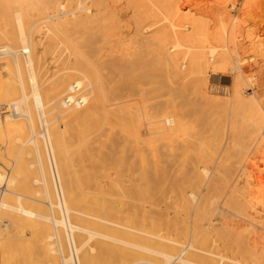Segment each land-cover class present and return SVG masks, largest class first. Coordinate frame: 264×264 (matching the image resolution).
Returning <instances> with one entry per match:
<instances>
[{
	"label": "rangeland",
	"instance_id": "1",
	"mask_svg": "<svg viewBox=\"0 0 264 264\" xmlns=\"http://www.w3.org/2000/svg\"><path fill=\"white\" fill-rule=\"evenodd\" d=\"M8 1L9 0H0V19H2L3 15H6V13H11L10 15L14 14L13 16L19 13L24 14L21 15L25 25V33H30V36L28 34L27 36L28 38L30 37V40L28 41L32 43L29 44L30 46H37V49L39 50H37V52H41L40 54L37 53V57L38 55H41L39 58L42 60L40 62L43 65L44 23H40L36 26L34 23L31 24V19L35 18L36 21H43L50 16L51 18H48V20L52 21L47 22L46 24L50 25L52 23L51 25H53L54 22V24L57 25L60 19L63 20L65 17L63 18V16L59 13V16H57V13L56 16L54 15L55 13L52 14V12H54L56 9L54 11L53 9H48L47 3L53 2L55 0H50L49 2L48 0ZM136 1L137 0H123V4L119 5V3H122L120 0V2H117L116 4L121 7L124 6L126 9L130 4H136ZM145 1L147 2L146 4H148V2H150V4H148L149 6H141V10H139V13L142 12V14H140L141 16L149 17L153 13H158L160 14V16L157 14L159 19L163 18V14L161 13L165 11L164 7L167 5L165 0H160V2H158L159 0ZM142 7L146 8L148 11L142 10ZM77 8H79V10L76 13H78V15H83L84 12L81 11L82 8L94 9V6H92L91 0H75L71 5L67 4V11H76ZM201 9L203 10L201 11ZM189 10H193V13H190L193 15H189L190 17H178V19H174L175 23L181 25L182 32L184 31V34H188L190 32L196 36V38L194 37L195 39H192L194 41H190L192 43H189L188 47L201 48L202 52L209 56L211 54V49H219L215 54L216 56L211 58V61L209 60L208 56H205L206 58L208 57L206 60L208 63L210 62V64H208V67L205 65L203 70L200 69L202 70L201 72H203V74L201 73L202 76L200 75L201 77L195 76V73L199 72L200 70L196 71V69L193 68V65L190 64L192 63V53L186 54L185 50H174L172 52L169 50L166 51L164 58L166 57L167 60L171 58L173 60L170 62L168 61L169 63L173 62L171 63V67H173V74H169L171 73L170 71L167 73V70H170V68L168 69L167 64H165V62H161L154 56V48L152 46L154 36L152 32H144V25L151 23V20H144L147 22H143V24L141 23L139 27L140 31L138 32L137 30V33H134L136 30V26H134L136 25V20L133 15L130 14L125 15L123 13L120 14L119 12L116 16L110 15L115 18L118 16V19H114L117 22L113 20L114 22L112 21V24L110 23V20L106 21L107 19L111 18L110 16L109 18L106 16V19L104 18L105 20L102 19V17V20L99 18L98 23L97 21L95 22L96 25L98 24V27L94 25V27L96 26V30H94L96 33L100 30L98 32V36L100 37L96 39L97 41H93L96 43H94V45L90 43L91 45L89 47L88 42L85 46L78 48V50H74L75 52L73 60L75 63L78 62L74 67L77 68L79 66L77 69L79 71L81 70V72H87L86 69H91L92 76L95 77H93L92 84L94 86V90L91 88V83H88V91L85 90L86 95L90 98H93V91L96 93L99 92L101 97L103 95L102 101L104 100L103 107L105 108H102L103 111L101 110L98 114L99 116H96V119L98 120L94 118L91 122H87L88 124L86 123L76 128L77 130L75 129V131H77L79 135L77 132L75 133L78 135V137L75 135L73 138H71L72 140L69 138V140L67 139V142L65 141L63 144V146L65 145L63 150L66 155H68L69 161L72 162V159L74 160V163L72 162L73 170L69 171H74L75 174L71 173L73 174V178L70 174L71 180L73 179V181H70L72 183V187H68V190L71 189L72 191L73 189V192H81L82 194H96L97 197H95L98 201L95 206V211H93L95 215L92 213L94 216L103 220H111L114 224H120L124 227L130 226L134 230L137 229V231L141 230L143 231L144 235L148 233L151 235H159L156 232H158L161 228L163 231L166 229V225L163 224V226H160L162 224L159 220H157L158 216L155 213L158 212V208L150 207V205L152 206V200L149 201L150 199L148 198L151 197L154 192H179L180 189H188V187H191L190 189H192L194 192H205L204 190H206L208 187L206 185L210 182V180L207 181L209 178H205L202 187H199L196 184L193 185V183H189L192 179L191 176L193 177L195 173V169L193 168H196V166H205V168L210 171L211 177L213 174L215 175L216 172H219L218 170H220V177L218 174L217 176L215 175L216 178H220L216 179L218 180L216 181V185L217 182L219 184L221 183L219 185L221 187H218L219 189H222V187L226 188L227 185H230L231 181L235 180L233 187H227L225 190H217L216 188L213 192H233L234 190V192H252V194H264V0H184L182 4V12ZM145 12H147L149 15ZM120 15L122 16L119 18ZM52 16H55L53 17L54 20ZM219 16H222V20H219ZM1 23L2 21L0 22V32L3 34V36L0 33V45L5 39L4 37H8L12 32L11 29H4L5 26L3 23ZM115 23H117V25ZM32 25L34 27H31ZM51 25L49 27L55 32L57 39L55 38L54 41L50 42L52 44L50 51L52 52L49 51L47 57H62L64 60H66V58L69 59L68 55H70V47L68 45H61L58 43V41L57 43L55 42L58 40V38H62L63 32L59 31L55 25L52 27ZM141 26H143L142 29ZM40 28L42 30H38ZM17 31L19 30L16 29V32ZM154 31L156 33V30ZM170 39L173 40V38ZM171 40L168 44L172 45ZM39 41H41V45ZM5 42L9 44L7 40L4 41V43ZM4 43L2 45H7ZM47 43L49 44V41ZM48 44H46V46ZM109 47L111 51H108ZM168 47H170V45ZM21 54L23 53H19V56ZM23 55L25 57V54ZM23 55H21L20 58L24 59ZM219 55H221L222 59L230 63V68L233 70V73H231L232 70L226 73L222 70L217 71L218 73L225 74L221 76L218 83L222 86H227V89H229L228 91H232L234 89L235 74H238L241 77V80L237 83L240 92L243 95L242 99H238L239 103H236V101L234 102L233 100V102H231L230 100L227 105H213L209 104L208 101H206V98L203 96V93L206 92L207 82L210 80L209 75L214 73L211 66L214 67L216 64V61L214 64V60L218 61ZM5 58L8 57L5 56L1 59V61L4 63H7V60L10 58L14 59V57H9L8 59ZM249 58H253L254 61L250 62ZM11 59L10 61H14ZM26 66L23 64L22 71L23 74L27 76L24 78L25 80L28 78L26 83L29 85L28 81L30 74ZM51 67L52 66L49 67L50 71L48 68L46 70L48 74L50 73V75H47L48 81L52 80L55 76L53 72L55 70L53 67ZM80 67H82V69ZM84 67H86V69L83 70ZM126 70L128 71L127 73H125ZM204 70H207V72H204ZM115 71H119L124 78L119 72H116V74ZM175 71L182 72L184 76L175 75ZM0 72H3L2 74L0 73V89L4 90L5 85L10 82V80H7L9 71L6 67L3 68L0 66ZM13 72H15L13 73L14 75L12 74V77L14 78L17 71L13 70ZM41 73L43 75H40V79L42 78L44 80V68L42 69ZM77 74L80 80L85 78L82 73ZM115 74L116 76L119 74V76L115 77ZM116 78L119 79L117 80ZM197 78L199 80H197ZM107 86L111 88H108ZM102 87L105 89L103 90ZM43 88L44 85L42 86V89ZM112 92L115 95H113ZM232 103H235L236 105L234 104L233 106ZM125 105L129 107V110L125 111L126 109H124V111L127 113L124 115L122 113L123 117L121 118L122 115L121 113V116L119 113L117 114V110L122 107L124 108ZM64 111L66 112L67 110H60L62 113L55 112L56 115L58 114L57 125L62 131L68 132L70 131V126L67 127L69 124L66 121L68 112L66 114ZM68 111L70 113L76 110L73 109ZM122 111L123 109L120 112ZM128 111H131L130 113L132 114L128 115ZM1 112H4V110H0V122L3 124L4 122L1 118ZM168 113L170 114L169 116L166 115ZM156 115L163 119L160 121L158 119L156 121L154 119ZM133 117L134 119L136 118L137 121L141 122L140 124H138L139 122L136 124L134 122L135 120L132 121V124L130 125L131 131H129V127H127V125L128 123L130 124V119H133ZM165 117L167 120H164ZM154 121H156L155 123H159V126H157L161 127L159 130H154L155 128L153 129V127L156 126L154 125L155 123L152 124ZM164 121H167V125L164 124ZM39 123L40 122L38 121V124ZM168 123L171 125L170 127H167ZM61 124H63V126ZM37 128L38 133L43 131L41 123ZM132 128H137V132L133 131L136 134L132 133ZM138 130H141V132ZM162 131H165L162 134H165L169 131L172 134L171 139L168 136L163 137L161 134ZM137 133L142 134L141 140L138 139L139 136L137 135L139 134ZM97 136L99 137L97 138ZM135 136L137 138H135ZM39 139L41 140L40 143H43L42 139ZM135 139L140 141H136ZM147 139L149 142H147ZM98 141L101 142L99 143ZM93 143L95 144L93 145ZM67 148H73V150H70V152ZM42 149L44 150V147ZM74 150L75 152H72ZM70 154H74V157H72L71 160ZM43 156L44 151H42V157ZM89 156L91 157V160ZM31 157L30 161L28 160L27 171L30 172V174L29 172L28 174L32 182H30L31 180H29V182L30 185H32L30 186L28 183L29 186H27V189L23 188L20 189L22 192L20 190H17V192L22 196L24 194V203H28L36 207L39 205L38 210L40 209V211H42V209H44V201L48 202V200L46 197H44L43 184H33V180H41L42 174L40 166H35L36 164L39 165V160L36 158L38 161L37 162L35 161V157L34 159ZM71 162L69 163L71 164ZM8 166H11V162ZM29 168L32 169L30 170ZM216 168L218 170H216ZM211 177L210 179H212ZM237 183L238 185H236ZM210 188L211 189L208 192H212L214 189V187ZM228 188L229 190L227 191ZM111 192H114V195ZM28 196L32 197L33 200ZM52 196L53 198L56 196L55 198L57 199L56 192H52ZM17 199L18 197L16 195H7L5 200H8L10 205L16 206ZM25 199L30 200L28 201ZM116 201L117 203L121 202V204H117ZM222 201L223 200H221V202ZM121 205H123V208ZM111 208L116 212L112 213ZM55 209L54 211L57 212H55L57 217H62L65 215L64 207L61 206L60 208ZM62 211H64V213H62ZM82 212L85 211L83 210ZM1 217L0 238L3 237V241H6L7 243L13 241V245L15 243L18 244L17 242L23 243L22 248L24 250L22 249L23 251L19 250V252L4 254V257L6 255L5 258L7 260L2 255H0V264H7L9 262L11 264H30L43 255L41 253L42 247L39 243L36 241L34 242L33 239H29L30 235L27 233L24 236L22 231H20L21 233L19 232L18 234L15 232H9L6 229V227L9 225L8 219L3 215H0V218ZM77 217L79 219H83L80 218L81 216ZM154 220H157L158 222H155ZM96 223L102 226L106 225V223L101 221ZM153 223H160V225L157 224L155 226ZM76 224H78L77 221ZM152 226H154L152 228L154 231L151 230ZM158 226L161 228L159 229ZM155 227L159 230L156 231ZM68 228L69 227H66L65 229L61 228L60 230L65 231L68 234L70 231ZM101 228L102 231H100ZM101 228L99 229V232L102 234H107L105 232H110L108 228ZM117 228L122 231L121 227ZM123 231H129L128 233L130 234L132 232V234L136 237L135 239L131 238L130 242L133 241L139 245L146 246L151 241H153V239L151 240V238L148 236L149 240L147 239L145 242V237L141 231H139V234L131 230L126 231L123 229ZM140 232L142 234H140ZM40 234L44 236L43 229L40 231ZM115 237H117V235H115ZM121 239L127 241V239H130V237L127 238V236H122ZM68 241V239H64L63 248L67 256L71 257L72 244H70L71 242ZM91 243V245L95 247V251L92 256L97 257L99 254V246L97 243H94V241ZM51 255L50 256L52 258L50 257L51 259H47L48 262L55 259L54 264L63 263L62 257L59 253L57 255ZM43 257L44 255L41 258Z\"/></svg>",
	"mask_w": 264,
	"mask_h": 264
},
{
	"label": "bare ground",
	"instance_id": "2",
	"mask_svg": "<svg viewBox=\"0 0 264 264\" xmlns=\"http://www.w3.org/2000/svg\"><path fill=\"white\" fill-rule=\"evenodd\" d=\"M49 1L50 0H48V2ZM74 1L75 0H55L53 2L47 3L48 9L50 10L53 9V11L56 9L55 10L56 12L54 11L52 12V14L55 13L54 15L56 16V13H57V16H59L58 15L59 13L63 16V18L65 17V19L63 20L62 19H60V21L58 20L59 22L57 23V25L54 24L53 22V25H55V27H57L59 31L63 32L62 38L61 39L58 38V40H56L55 42L57 43L58 41L59 44L68 45L70 47L69 49L70 55H68L69 59L66 58V60L62 59V57L60 58L47 57L48 52L51 50V46H52L50 42L54 41L55 38L57 39L55 32L51 30V28L49 27L52 23L50 25L46 24L47 22L52 21V20L50 21L48 20V18H51L50 16L44 19L43 21H40V20L36 21L35 18L31 19V24L34 23L36 26L39 25L40 23H44V28H43L44 29V64L43 65L40 62L42 60L39 58L41 55L40 56L38 55L37 57V53H39L37 52L38 50L37 46H33V45L30 46V44L32 43L28 41L30 40L29 39L30 37L28 38L27 36V34L29 35L30 33H28L27 31H26L27 34L25 33V25H24V21L22 18V15L24 14L19 13L13 16L14 14L10 15L11 13L10 14L6 13V15L4 14L2 19H0V22L2 21L3 25L5 26L4 29L8 28L9 30L10 29L12 30L11 34L8 37H4L5 39L7 38L6 40L11 45L7 44V42H5L7 45H2L4 41H6L5 39L4 40L2 39L3 40L1 44L2 46L0 45V66H2L3 68L6 67L8 69L9 73H8L7 80H10V82L7 83V85H5L4 90L0 89V110H4V112H1V118L3 119L4 123L2 124L0 122V215H3L4 217L8 219L9 225L6 227V229L9 232H15L18 234L20 231H22L24 233V236L27 233L30 235L29 236L30 238L28 237L29 239H33L34 242L36 241L37 243L41 245L42 247L41 253L44 255V257L41 258L43 256L42 255L40 258H37V260H35L34 262H31V263L28 262V263L30 264H54L55 259L53 261L50 260V262H48L47 259L52 258L51 254L57 255L59 253L63 261V263L61 264H71V263L72 264H142V263H146V264H264V194H252V192H234V190L233 192H223V191L213 192L215 191L216 188L217 190H223V189L225 190L227 187H233V184L235 181L233 180L231 181L232 183L230 182L231 186L227 185L226 188L222 187V189H219L218 187H221L219 186L221 183L219 184L217 182V185H218L217 186L216 181L218 180L216 179L220 177L219 174L221 173H219L220 170H218L217 168L216 170H218L219 172H216L215 175L217 176L218 174L219 176L218 178H216L214 174L211 177L210 171L206 169L205 166L204 167L196 166V168H193L195 169V173L193 177L191 176L192 179H191V182L189 183L191 184L193 183V185L196 184L199 187H202L205 178H209L207 179V181L210 180V182L206 185L208 187L206 188V190H204L205 192H202V191L194 192L192 189H190L191 187H188V189L183 188V189H180V191L178 190L179 192H160V191L154 192L153 195L148 198L150 199L149 201L152 200V206L150 205V207L158 208V212L155 214L158 216L157 220H159L162 225H160V223H157V224H159L160 226H163V224L166 225V229H164L165 231H163V229L160 226L158 227L159 229L161 228L162 230L161 229L159 230L155 227L156 231L159 230L158 232H156L159 235H151L148 233V234H145L146 235L145 236L143 231L141 230L137 231V229L134 230L130 226H129L130 228L128 226L124 227L123 225L121 226L120 224H114L111 220L109 221V220H103V219L97 218L96 216H94L95 214L93 213V211H95V206L98 201L96 200V197H97L96 194L95 195L94 193L82 194L81 192H75V191L73 192V189L72 191L71 189L68 190V187H72L71 185L72 183L70 181H73V179L71 180V177L73 176V174L71 173H74V171L71 172L69 170H73L72 165L74 163L73 162L74 160L72 159V157H74V154L73 155L70 154L71 156L69 155L71 157L70 160L72 159V162H73L72 163L71 161H69L68 155H66V153L63 150V148H65L64 147L65 145L63 146V144L65 141L67 142V139L69 140V138L71 139L75 135L78 134V132L75 131L76 128L80 127L81 125L86 124L87 122L88 123L91 122L94 118L96 119V116L100 113L102 108L103 109L105 108L103 107L104 100L102 101L103 95L101 97L99 92L96 93L95 91H93V94H94L93 98H90L86 95L85 90H87L88 88L87 86L88 83H91V88L92 90H94L93 89L94 86L92 85L93 77H94L92 76V73H91L92 70L86 69V67H84L83 70L86 69L87 72H81V70L79 71L77 69L79 67L78 65H77L78 67L76 66L77 68L74 67L75 64H77L78 62L75 63L73 60L74 52H75L74 50H78V48L85 46L88 42H89V47H90L91 44L94 45V43H96L93 41L96 40L98 37H100L98 36L99 35L98 32L100 30L97 33L96 31H94L96 30V26L98 27V24L96 25L95 22L97 21L98 23L99 18L101 19L102 17V19L104 18L106 19V16H108V18L110 15L116 16L117 13L119 12L120 14L123 13L125 15H128V14L133 15V17L136 20V23H135L136 25H134L136 26V30L134 31V33L137 30L138 32L140 31L139 27L141 23L143 24V22H147L151 20L152 24L151 23H149L148 25L146 24L144 25L145 27L141 26V29L143 27L145 29L144 32H149V33L152 32L154 36L153 45H152L154 48V52H153L154 56L161 62H165V64H167L168 69L170 68V70H167L168 71L167 73H169V71L171 72L169 74H173V70H172L173 67H171V63L173 62L169 63L172 60L171 58H169V60H167L166 57L164 58L166 51L168 50L171 52L174 50H179V51L185 50L186 54L192 53V63L190 64L193 65V68L196 69V71L200 69L203 70V67L205 65L206 67H208V64H210V62L208 63L206 59L209 57V60L211 61V58L216 56L215 54L219 50V49H211L210 51L211 54L209 56V55L204 54L201 48H189L188 47L189 43H192L190 41L192 39H195L196 36H194L190 32L188 34H184L183 33L184 31L182 32L181 25L175 23L174 21V19L176 18L178 19V17L187 18V17H190L189 15H193V14H190V13H193L192 12L193 10L182 12V4L184 0H165L167 2V5L164 7L165 11L161 13L163 14V18H160V19L158 17V15L160 16V14L158 13H157L158 15L156 13H153L149 17H143L140 15L142 14V12L139 13V10H141L140 9L141 6L150 4V2L146 4L147 2L145 0H137L136 4H132V5L129 2L130 5L126 9L124 6L123 7L119 6L123 4V0H121L122 3H119V5H117L116 3L120 2V0L119 1L118 0H91L92 6H94V9L82 8L81 11L84 12L83 15H78V13H76L79 10V8H77L76 11H67V4L71 5ZM8 2H10V0ZM158 2H160V0ZM45 7H46V4H45ZM142 10L145 11L147 9L142 7ZM202 10L203 9H201V11ZM122 15H120L119 18ZM55 16H52V18ZM110 17L111 18L107 19L106 21L110 20L111 24L114 19L115 20L118 19V16L116 18L112 16ZM144 20H147V21H144ZM219 20H222V16H219ZM115 24L117 25V23ZM53 25H51V27ZM94 25L96 26L94 27ZM31 27H34V26L32 25ZM16 29L19 30L17 31L18 33L16 32ZM38 30H42V29L40 28ZM154 30H156V33ZM1 35L3 36L2 33ZM170 38H173V40H171ZM169 39L172 41V45L168 44L170 42ZM47 40L49 41V44L51 45L47 43L48 42ZM39 42L41 45V41ZM46 44L48 45L46 46ZM169 45L170 47H168ZM32 46L33 48L31 49ZM110 47L108 51L110 50ZM19 53L25 54V57L23 54H21L23 55L24 59L20 58L21 55L19 56ZM5 56L8 58L14 57V59L12 58L14 61H10L11 59L10 58L9 60H7L8 61L7 63L2 62L1 59L4 58ZM205 56H208V57L206 58ZM8 58H5V59H8ZM215 61H216V64H215ZM249 61L253 62L254 59L249 58ZM23 64H25V66L27 65L26 67L28 68V71L30 74V76L28 75L29 85L26 83L28 78L27 80H25L27 76H25L22 71ZM214 64H215L214 67L211 66L212 64L210 65L214 73L209 75L210 80L207 82L206 92L203 93L204 98H206V101H208L209 104H213V105H218V104L227 105L230 100L231 102L236 101V103H239L238 99H242V96H243L237 84L238 81L241 80L240 75L234 73L235 74L234 76L235 83L233 87L234 89L232 91L231 90L228 91L229 89H227L228 88L227 86H222L221 84L218 83L221 76L225 74L218 73L217 71L222 70L225 73L231 71L232 69L230 68V63L222 59L221 55H219L218 61L214 60ZM48 66L49 67L52 66L55 70L53 71L55 76L50 81H48V78H47V75H50V73L48 74V72L46 71L47 68L49 70ZM43 68H44V80L42 78L41 80L40 75L42 74L41 72ZM80 68L82 69V67ZM13 70L17 71L14 78L12 77V74L15 73L13 72ZM202 70L195 73V76L201 77L203 74V72H201ZM116 72L117 71H115V73ZM127 72L128 71L126 70L125 73ZM204 72H207V70L206 71L204 70ZM77 73H82L85 78L80 80L78 78ZM231 73H233V70ZM116 74H115V77L119 76V74L117 76ZM175 75L184 76V74L180 71H175ZM121 76L123 77L122 74ZM197 80L199 79L197 78ZM43 81H44V84H43ZM43 85H44V88L42 89ZM108 88H111V87H108ZM104 89L105 88H103V90ZM113 92L112 94L115 95ZM59 109L67 110L66 112L64 111L66 114L68 112V115L66 116V121L69 124L67 125V127L70 126L69 128L70 131L68 132L62 131L57 125L58 124V121H57L58 114L56 115L55 112H60ZM73 109L76 111L69 113L68 110L71 111ZM122 109L123 111L120 112ZM124 109H126L125 111H127L129 110V107L125 105L124 108L122 107L118 110L116 109L117 114L119 113L120 115L121 113L122 115L123 113L124 115L125 113H127L124 111ZM130 112L131 111H128V115L132 114ZM123 115L121 116V118L123 117ZM166 115L169 116L170 114L168 113ZM165 118L164 120H167V118L166 119ZM131 119H130L131 121L130 124L128 123L127 125V127H129L128 128L129 131H131L130 125L132 124V121L135 120L134 122L136 124L139 122L136 120V118L134 119V117L132 120ZM154 119L156 121L159 119L160 121L163 118L156 115ZM38 121L41 123L43 127V131L39 133L37 132L38 130L37 127L40 124V123L38 124ZM156 121H154L152 124H154ZM140 122L138 124H140ZM166 122L167 121H164L165 125H167ZM61 125L63 126V124ZM154 125H156L154 127L152 126L153 129L155 128L154 130L156 129L159 130L161 128V127H157L159 126V123H155ZM170 126L171 125H169L168 123L167 127H170ZM134 129L132 130V133L137 132V128H134ZM138 131L141 132V130H138ZM169 131L165 134H162L165 132V131H162L161 134L163 135V137L168 136L171 139L172 134L170 132L172 131L170 132ZM75 132H77V134ZM137 134H139L137 135L139 136L138 139L141 140L142 134L140 133H137ZM78 135L76 137H78ZM88 137H91V136H88ZM98 137L99 136H97V138ZM39 138L42 139L43 143H40L41 140ZM135 138L137 137L135 136ZM140 140H136V141H140ZM98 142L100 143L101 141H98ZM147 142H149V140ZM94 144L95 143H93V145ZM42 146L44 147V150L42 149L43 148ZM70 148L69 149L67 148V149L69 151L73 150V148L72 149ZM75 150L72 152H75ZM42 151H44V156H43L44 163H43ZM30 157L33 159L35 157V161H37V159L39 160V165L35 163L36 164L35 166H40V170L42 174L41 180L35 179L33 180V184H36V185L43 184L42 186H44V197H46V199L48 200V202L44 201V207H43L44 209L41 208L42 211H40V209L38 210L39 205H37L36 207L28 203L27 204L24 203L23 202L24 194L22 196L20 195V193L17 192V190L19 191L20 189H23V188L27 189V186H29L30 182H32L29 176L30 172L27 171L28 170L27 164H28V160L30 161ZM90 160H91V157H90ZM8 162L9 163L11 162V166H8L9 165ZM69 162H71V164ZM214 164H217V163H214ZM70 174H71V177H70ZM99 174H100V171H99ZM210 177L212 179H210ZM29 180L31 181L29 182ZM236 185H238V183ZM210 187L212 188L214 187L212 192H208L211 189ZM228 190L229 188L227 189V191ZM52 192L57 193V199L55 198L56 196L53 198ZM111 193L114 195V192H111ZM7 195H10V196L16 195L18 197L16 206L10 205L9 199H8L9 202L8 200L7 201L5 200ZM30 198L33 200L32 197ZM25 200L29 201L30 199H25ZM56 200L58 201L59 204L57 203ZM221 200L223 201L221 202ZM220 203H223V204H220ZM120 204L121 202L119 203V205ZM61 206L64 207L65 215L62 217H59V216L57 217L55 214L56 211H54V209L60 208ZM121 206L123 208V205ZM55 210H58V209H55ZM83 210L85 212H82ZM152 210H155V209H152ZM64 211H62V213H64ZM111 212L113 213L116 211L112 209ZM77 216H81L80 218H83V219H79ZM1 219L2 217L0 218V221ZM157 220H154V221L158 222ZM76 221L78 224H76ZM99 221L106 223V225L102 226L96 223ZM157 224H154V225L156 226ZM66 227H69L68 229H70V231L68 230L69 231L68 234L65 231L60 230L61 228L65 229ZM101 227L108 228L110 232L109 233L105 232L107 234H102L101 232H99V229ZM117 227H121L122 231H120ZM153 227L154 226L151 227V230H153L152 229ZM42 229L44 230V236L40 234V231ZM123 229L126 231L131 230L138 234H139V231H141L145 237L144 238L145 242L147 239L149 240L148 236L151 238V240L153 239V241H151L146 246L139 245L133 241L130 242L131 238L135 239L136 237L132 234V232L130 234L128 233L129 231L125 232L123 231ZM100 231H102V228ZM141 232L140 234H142ZM115 235H117V237L119 236L120 238L115 237ZM0 236H1V233H0ZM122 236L123 237L127 236V238L130 237V239L129 240L127 239V241H124V239H121ZM64 239L66 240L68 239L71 242L70 244H72V250H71L72 252L70 255L71 257H68L66 252L64 251V248H63ZM3 240H4L3 237L0 238V255H2L3 257H4V254H7V253L10 254L11 252H19V250L21 251L24 250L22 248L23 243L21 242H17L18 244L15 243L13 245L12 243L13 241L12 242L8 241L9 243H7L6 241L4 242ZM93 241L94 243H97L99 246L98 256L96 254L97 257L92 256V254L95 251V247L91 245L92 244L91 242ZM7 264H11V263L9 262Z\"/></svg>",
	"mask_w": 264,
	"mask_h": 264
}]
</instances>
